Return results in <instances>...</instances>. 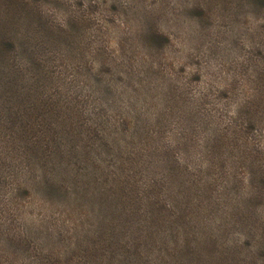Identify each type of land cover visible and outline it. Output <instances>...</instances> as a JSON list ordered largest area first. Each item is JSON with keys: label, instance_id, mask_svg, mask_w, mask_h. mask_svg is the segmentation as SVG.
<instances>
[{"label": "trees", "instance_id": "obj_1", "mask_svg": "<svg viewBox=\"0 0 264 264\" xmlns=\"http://www.w3.org/2000/svg\"><path fill=\"white\" fill-rule=\"evenodd\" d=\"M18 1H3L16 16L3 15L0 23V121L7 134L0 152L11 156L0 157V177L22 172L25 181L62 191L86 190L103 178L107 194L95 191L96 199L111 203V217L100 232L88 233L93 264H133L132 257L148 247L152 260L139 264H264V211L258 207L264 196V146L258 139L264 72L256 81L263 94L234 112L230 125L210 126L216 116L187 106L191 98L174 84L159 116L144 112L135 127L125 120L128 126L121 124L116 137L105 108L84 110L80 102L73 111L60 90L62 80L70 82L68 57L92 66L85 45H72V30L43 11L44 0ZM158 18L155 30L163 31ZM157 35L160 47L165 39ZM236 189H251L244 203L231 196ZM27 191L20 184L4 200L24 202ZM230 199L224 215L222 205ZM11 221L1 223L0 235Z\"/></svg>", "mask_w": 264, "mask_h": 264}, {"label": "rangeland", "instance_id": "obj_2", "mask_svg": "<svg viewBox=\"0 0 264 264\" xmlns=\"http://www.w3.org/2000/svg\"><path fill=\"white\" fill-rule=\"evenodd\" d=\"M3 1L0 23L3 15L16 11ZM43 11L72 30V45H85V60L92 65L80 66L73 57L67 64L64 59L70 82L66 86L62 80L60 90L71 101V110L80 102L84 110L95 105L105 108L113 136H121L119 126L126 121L135 127L137 118H145L144 112L159 116L174 84L191 98L187 106L199 105L201 111L216 116L210 126L230 125L234 112L248 109V101L263 94L256 81L264 72V0H44ZM156 17L162 20L163 31L155 30ZM14 29L19 37L20 31ZM157 34L165 39L160 47L154 41L153 35L160 41ZM52 87L54 95V83ZM260 125L258 139L264 146V120ZM0 129L2 151L7 134L1 121ZM7 153L0 152V157ZM246 172L256 173L250 167ZM23 183L29 190L24 202L18 198L6 204L4 197L10 198L9 191ZM81 189L62 191L33 178L25 181L22 172L0 177V225L14 221L0 235V264H93L88 233L100 232L108 222L111 203L96 199L95 191L107 194L103 178L95 187ZM250 190L236 189L231 196L244 203ZM262 198L258 207L264 211ZM233 199L222 205L224 215ZM122 222L123 216L117 214V223ZM153 256L148 247L132 257V263H143V258L150 262Z\"/></svg>", "mask_w": 264, "mask_h": 264}]
</instances>
